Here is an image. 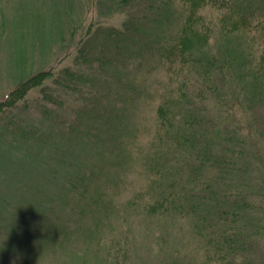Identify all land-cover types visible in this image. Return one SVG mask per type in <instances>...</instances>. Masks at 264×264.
<instances>
[{"label":"rangeland","instance_id":"374dc122","mask_svg":"<svg viewBox=\"0 0 264 264\" xmlns=\"http://www.w3.org/2000/svg\"><path fill=\"white\" fill-rule=\"evenodd\" d=\"M107 3L0 0V103L32 75L52 73L16 106L0 107V264H264V241L225 256L211 248L199 219L213 205L198 200L193 215L191 162L174 139L160 137L157 110L179 79L92 35L97 20L120 26L127 14L98 8ZM245 48L240 38L216 35L204 55L239 57ZM186 77L201 79L195 71ZM237 84L245 103L252 83ZM178 96L181 122L190 104ZM260 142L253 170L264 185ZM165 197L180 199L152 210ZM261 212L246 216L247 231L254 222L264 230Z\"/></svg>","mask_w":264,"mask_h":264},{"label":"trees","instance_id":"16d2710c","mask_svg":"<svg viewBox=\"0 0 264 264\" xmlns=\"http://www.w3.org/2000/svg\"><path fill=\"white\" fill-rule=\"evenodd\" d=\"M106 2L107 5L98 8H106L113 15L127 14L120 26L97 20L91 27L92 35L109 36L113 40L110 47L122 49L130 59H139L140 63L158 61L172 81L173 77L179 79L178 87L170 88L157 110L159 129L163 130L160 137L174 139L176 151L191 162L195 181L186 191L194 198L190 205L193 215L201 204L193 205L194 202L202 200L203 206L213 205L199 219L204 233L209 231L211 248L224 256L252 251V246L247 245L264 241L263 227L254 222L247 231L245 224L249 213L255 210L264 213V185L253 170L255 141L261 140L258 154L264 158V85L259 94V85L264 84V49H260L261 44L264 46V0ZM133 7L138 9L128 10ZM213 10L218 11V20L211 19ZM169 25L174 30H169ZM216 35L242 39L246 46L244 54L204 55ZM92 55L98 61L102 58L97 52ZM238 64L242 72H238ZM190 71L200 72L201 79L191 83L186 77ZM51 76L50 71L42 70L27 78L1 101L0 107L16 106L32 88ZM241 80H249L253 88L245 103L237 84ZM178 94L190 104L186 105L189 119L181 122L177 121L175 111L183 104ZM179 199L165 197L153 204L152 210L166 200L175 207ZM177 209L189 214L183 204L177 205Z\"/></svg>","mask_w":264,"mask_h":264}]
</instances>
